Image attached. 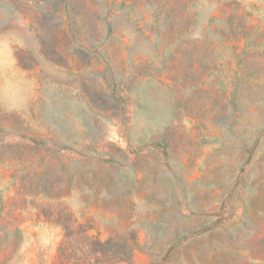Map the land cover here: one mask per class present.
Wrapping results in <instances>:
<instances>
[{
    "label": "rangeland",
    "instance_id": "obj_1",
    "mask_svg": "<svg viewBox=\"0 0 264 264\" xmlns=\"http://www.w3.org/2000/svg\"><path fill=\"white\" fill-rule=\"evenodd\" d=\"M0 264H264V0H0Z\"/></svg>",
    "mask_w": 264,
    "mask_h": 264
}]
</instances>
